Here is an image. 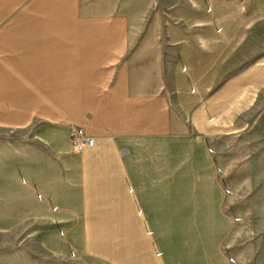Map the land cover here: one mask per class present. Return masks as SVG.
<instances>
[{
	"label": "crops",
	"instance_id": "0c3cea01",
	"mask_svg": "<svg viewBox=\"0 0 264 264\" xmlns=\"http://www.w3.org/2000/svg\"><path fill=\"white\" fill-rule=\"evenodd\" d=\"M35 8L0 0V229L14 218L48 254L18 247L14 264H254L245 225L222 247L192 244L195 216L207 218L194 179L235 171L225 207L243 214L244 171L264 153V59L233 68L241 36L192 5L172 9L169 32L139 34L140 19L99 34L80 16L73 33H51L66 21L14 16ZM72 126L94 144L76 150ZM174 232L189 243L162 241Z\"/></svg>",
	"mask_w": 264,
	"mask_h": 264
},
{
	"label": "rangeland",
	"instance_id": "374dc122",
	"mask_svg": "<svg viewBox=\"0 0 264 264\" xmlns=\"http://www.w3.org/2000/svg\"><path fill=\"white\" fill-rule=\"evenodd\" d=\"M43 1L35 0L36 7L40 8L34 10H15L14 16L66 21V26L42 27L49 29L51 33H58L60 29L64 28L67 33H73L75 29L73 19L80 16L97 19L98 26L94 28H98L99 34L108 32L110 27L107 23L111 18H131L134 21L140 19L142 21L140 26L130 27L132 33L134 30L136 34L140 32L154 33L155 30L158 32L161 27L163 32L167 33L171 25L175 24L171 17L172 9L181 5H192L196 12H201L212 18L216 30L221 28V33L241 36L242 48L236 56V62L235 59L232 61L233 68L238 69L239 64L245 68L264 59V0H84V5H88V7L83 8L82 13L73 8H62L66 5L58 0H49L50 3L45 2L44 4ZM42 6L46 8H42ZM115 29L116 32H121L122 27L116 26ZM255 167L252 171H244L248 183L244 188L248 194V202L239 204L243 207L242 215L235 211L234 203H230L231 208L225 207L231 190L233 191V188L237 187L235 180L238 178L235 176V171H228V181L224 182L218 169L195 170L196 214H205L207 218L205 219L206 224H204L203 219L198 217L199 214L195 216L193 223L198 230L194 234V241L200 240V242H192V244L200 243L202 246L203 243H206L210 245L209 247L213 245L222 247L233 238L237 227L245 225V228L250 230L246 241L254 244L256 250L253 262L254 264H264V153L255 155ZM203 199L210 201L209 203H198ZM5 204L8 207L14 206V202ZM199 205L201 206L199 207ZM201 209L204 210L200 212ZM211 215L214 217L209 220ZM11 221H13L12 224H4L0 229V264H14V249L18 247H26L40 257L48 256L40 243L28 237L25 229L14 230V218ZM178 240L189 243L183 237L178 239L175 232L162 235L163 242ZM198 251L196 250V252ZM201 251L214 252L211 249ZM182 252L185 253L184 250H180V253ZM226 257L230 258L228 253Z\"/></svg>",
	"mask_w": 264,
	"mask_h": 264
},
{
	"label": "built area",
	"instance_id": "2783aa9c",
	"mask_svg": "<svg viewBox=\"0 0 264 264\" xmlns=\"http://www.w3.org/2000/svg\"><path fill=\"white\" fill-rule=\"evenodd\" d=\"M94 138L88 136L84 129L72 126V132H71V142L73 147L81 151L85 148H88L94 144Z\"/></svg>",
	"mask_w": 264,
	"mask_h": 264
}]
</instances>
